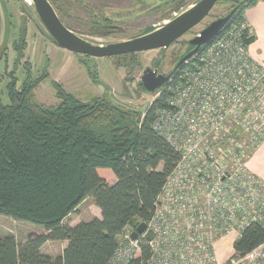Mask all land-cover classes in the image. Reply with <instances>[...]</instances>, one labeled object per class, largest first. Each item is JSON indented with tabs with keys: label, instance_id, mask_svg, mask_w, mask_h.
<instances>
[{
	"label": "trees",
	"instance_id": "trees-1",
	"mask_svg": "<svg viewBox=\"0 0 264 264\" xmlns=\"http://www.w3.org/2000/svg\"><path fill=\"white\" fill-rule=\"evenodd\" d=\"M242 1L213 40L244 22V10L258 0H240L232 10ZM29 82L17 90L12 80L8 104L0 102V215L42 227L45 234L29 235L21 244L13 236L0 237V264H106L126 228L150 219L178 161L152 128L156 111L167 107V84L135 119L104 99L83 103L62 90L59 104L45 107L32 96L39 81ZM86 198L93 200L100 218L64 224ZM62 241L67 246L61 255L41 252L46 242ZM263 242L264 227L251 225L233 242L232 257Z\"/></svg>",
	"mask_w": 264,
	"mask_h": 264
},
{
	"label": "built area",
	"instance_id": "built-area-1",
	"mask_svg": "<svg viewBox=\"0 0 264 264\" xmlns=\"http://www.w3.org/2000/svg\"><path fill=\"white\" fill-rule=\"evenodd\" d=\"M251 37L245 21L228 26L170 78L152 128L178 161L145 231L123 233L106 264H220L219 242L264 227V181L247 167L264 142V58L250 56ZM223 264H264V242Z\"/></svg>",
	"mask_w": 264,
	"mask_h": 264
},
{
	"label": "rangeland",
	"instance_id": "rangeland-1",
	"mask_svg": "<svg viewBox=\"0 0 264 264\" xmlns=\"http://www.w3.org/2000/svg\"><path fill=\"white\" fill-rule=\"evenodd\" d=\"M29 3L27 0H25ZM23 0H0V102L8 104L7 88L14 80L17 90L28 80L39 81L33 89V100L45 107L57 106L58 90L79 102L104 99L112 106L142 118L158 94H148L139 85L146 68L168 75L189 49L188 42L211 22L225 17L240 0H220L193 29L171 44L158 49L110 58L75 55L55 46L31 6ZM199 0H131L108 5L110 23H100L102 0H51L56 2L62 24L75 34L97 43L127 40L162 24L185 7ZM102 10V8H101ZM104 10V9H103ZM127 79V80H126ZM242 136V135H241ZM244 137V136H242ZM248 148V156L254 150ZM100 218L91 198L64 220L74 226ZM127 227L125 232L129 231ZM124 232V233H125ZM45 234L42 227L0 215V237L13 236L24 243L29 235ZM233 242H219L218 259L223 264L233 255ZM41 252L51 257L60 254L59 246L46 242ZM232 253V254H231Z\"/></svg>",
	"mask_w": 264,
	"mask_h": 264
},
{
	"label": "water",
	"instance_id": "water-1",
	"mask_svg": "<svg viewBox=\"0 0 264 264\" xmlns=\"http://www.w3.org/2000/svg\"><path fill=\"white\" fill-rule=\"evenodd\" d=\"M220 0H199L185 7L175 14L172 19L153 26L151 30L133 38L110 42L97 43L87 40L66 28L48 0H30L39 21L41 22L47 38L57 47L73 53L91 58H110L146 51L167 49L171 44L196 27ZM242 1L225 17L218 18L201 30L188 44L192 47L176 63L168 75L157 73L156 70L146 68L140 78V86L148 94L158 93L167 84L177 68L195 56L204 46L208 45L226 26L236 9L243 4ZM127 80V79H126ZM146 229L145 223H140L131 233L135 240Z\"/></svg>",
	"mask_w": 264,
	"mask_h": 264
},
{
	"label": "crops",
	"instance_id": "crops-1",
	"mask_svg": "<svg viewBox=\"0 0 264 264\" xmlns=\"http://www.w3.org/2000/svg\"><path fill=\"white\" fill-rule=\"evenodd\" d=\"M243 20L248 23L252 35L249 54L254 60L260 62L264 58V0H258L246 8L243 12ZM247 167L251 173L264 181V142L248 157ZM53 243L59 246V255H61L67 242Z\"/></svg>",
	"mask_w": 264,
	"mask_h": 264
},
{
	"label": "flooded vegetation",
	"instance_id": "flooded-vegetation-1",
	"mask_svg": "<svg viewBox=\"0 0 264 264\" xmlns=\"http://www.w3.org/2000/svg\"><path fill=\"white\" fill-rule=\"evenodd\" d=\"M23 1H25V0H23ZM49 1V3L51 4V6L53 7V9L55 10V12H56V14H57V12L59 11V10H57V8H56V2H51V0H48ZM103 2L104 1H106V3H107V6L105 5V6H103V7H100L99 6V9H100V14L101 15H99V20L100 21H98V22H100V23H105V24H107V23H110V20H111V18H110V16H105V15H107L108 14V10L110 9L109 8V6L108 5H114L116 2H120V1H122V0H102ZM124 1V0H123ZM125 1H131V0H125ZM26 2V1H25ZM27 3V2H26ZM27 4H30V3H27ZM101 8H102V10H101ZM104 9V10H103ZM58 16V15H57ZM152 28V27H151ZM148 29H150V28H148ZM147 29V30H148ZM144 33V32H143ZM142 33V34H143ZM139 35H141V34H139ZM120 41H122V40H120ZM107 43H110V42H107ZM87 57V56H86ZM158 73V72H157ZM140 84V83H139Z\"/></svg>",
	"mask_w": 264,
	"mask_h": 264
},
{
	"label": "bare ground",
	"instance_id": "bare-ground-1",
	"mask_svg": "<svg viewBox=\"0 0 264 264\" xmlns=\"http://www.w3.org/2000/svg\"><path fill=\"white\" fill-rule=\"evenodd\" d=\"M30 3V0H27Z\"/></svg>",
	"mask_w": 264,
	"mask_h": 264
}]
</instances>
